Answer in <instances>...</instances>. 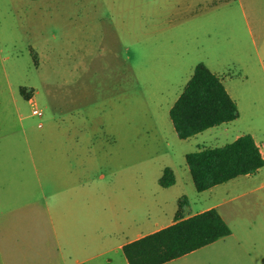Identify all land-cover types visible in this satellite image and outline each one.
Masks as SVG:
<instances>
[{"label": "rangeland", "instance_id": "374dc122", "mask_svg": "<svg viewBox=\"0 0 264 264\" xmlns=\"http://www.w3.org/2000/svg\"><path fill=\"white\" fill-rule=\"evenodd\" d=\"M38 16L91 20L82 33L57 21L36 31ZM256 18L264 25V0H0V264H121L117 247L171 226L183 198L185 217L222 205L232 235L169 264H264V173L199 193L186 156L236 133L182 141L169 114L200 63L260 82ZM111 57L123 101H74V81L105 73ZM78 140V161L57 154Z\"/></svg>", "mask_w": 264, "mask_h": 264}, {"label": "trees", "instance_id": "16d2710c", "mask_svg": "<svg viewBox=\"0 0 264 264\" xmlns=\"http://www.w3.org/2000/svg\"><path fill=\"white\" fill-rule=\"evenodd\" d=\"M239 117L238 106L221 79L203 63L195 68L170 112L177 136L183 141L233 123ZM186 163L196 190L204 193L238 178L256 175L264 168V157L253 137L245 135L224 147L191 153ZM175 183L174 171L166 169L160 186L168 189ZM189 205L187 198L181 199L173 225L127 245L124 254L129 264H168L232 235L228 223L216 209L185 217Z\"/></svg>", "mask_w": 264, "mask_h": 264}, {"label": "crops", "instance_id": "0c3cea01", "mask_svg": "<svg viewBox=\"0 0 264 264\" xmlns=\"http://www.w3.org/2000/svg\"><path fill=\"white\" fill-rule=\"evenodd\" d=\"M74 20H76V22H73ZM85 20H91V19H81V18L73 19V18H71V16H38L37 18L33 19V21H35V23L32 24V27L36 31H44L46 29V26H49L50 22L57 21V22H64V23H58V26H57L58 28H63L64 30L67 29L69 31H77L78 30L82 33V30L84 29V27H88V25H82V23H81V21H85ZM256 21H257L256 22V26H257L256 53H257V56L259 58V63H260L259 75H261V79H260L259 83L257 82V80H255L256 83H253L250 80L247 73H246L245 77L243 78L242 82H238L230 74L228 75L226 72L220 71L219 68L215 64L208 65L207 63L206 64L203 63L209 68V70L214 75H216L217 77H219L221 79V81H222L225 89L227 90L228 94L233 99V101L237 104L238 109H239V113H240V117L237 121L230 123V124L223 125V126L218 127V128L211 129L205 133H208V132L212 133L214 131H217V133L212 135V137H214V140H216V141H219L225 137H231L232 132H234V134L236 133V135H234L235 137H232V141L229 144L234 143L235 141H237L238 139H240L241 137H243L245 135H250L255 140L256 145L259 147L261 154L264 157V25H263V22L261 21V19L256 18ZM66 22H70V23L67 24ZM51 24H53V23H51ZM30 27H31V25H30ZM39 35H40V33H39ZM41 35H42V33H41ZM112 53H114V51L111 48L109 50V52H107V54L112 55ZM114 58L113 57L107 58L105 65H103V64L99 65V68L104 69L105 73L95 74V76H92V78L91 77L88 78L89 80H81L80 82L74 81V85H75L74 93H73L74 101L87 100V99H89V97H90V99H92L95 91L102 92V95L105 98L109 99L110 97H112V99H110V100H113L115 98L121 99V100L124 99V97H122V95H124V88L122 87V84H121L124 81V79H123L124 68H123V66H121L122 64H120L119 61L113 60ZM198 65H196V67ZM195 68L192 70L195 71ZM249 69H250V67L244 65L243 70H246L249 72ZM107 71H109V73L106 76ZM194 71L191 74V77H190L189 81L186 83V85H185V83H183V85H182L183 89H181V91L176 95V97L174 99V103H173L174 105L176 104V102L178 101V99L180 98L182 93L184 92V90H185L186 86L188 85V83L190 82V80L192 79V77L194 75ZM89 86L91 87L90 89H89ZM174 105L172 106V108L174 107ZM172 108H171V110H172ZM171 110H170V112H171ZM237 127H239L238 130H237ZM95 128H96L95 129L96 132H99L101 130L100 127L96 126ZM232 129H234V130H232ZM198 136H200V135H198ZM198 136H196V137H198ZM196 137H194V138H196ZM191 139H193V138H191ZM191 139H189V140H191ZM185 141H188V140H185ZM62 146H66V148H69V151H68V153H66V150H65L66 148L65 149L61 148V150L63 152L60 153V151H59L57 153L58 155L61 156V158H64L66 156V154L72 153V156H73L72 158L75 159V161H78V158H80V156L83 155V154H81L83 146H82V143L80 140H78L76 143L72 144V146H68L65 142L62 144ZM75 149H78V150L75 151ZM203 149H206V148H203ZM203 149H199V151L203 150ZM211 149H215V148H211ZM104 154L106 156H108L110 153L104 152ZM60 156H58V159H57V161L59 163L62 161ZM64 159L67 160V157ZM89 162L90 163H97L96 160H92V159ZM263 173H264V168L262 170H260L259 173H257L254 176L241 177V178H238L234 181L227 183V185L228 184L230 185L231 183H236L237 181H240V179H246V180L251 181L253 179L261 177V175ZM174 174H175V172H174ZM175 178H176V183H175V185H176L177 184L176 174H175ZM159 185H160V182H159ZM8 193L9 192H7V194ZM221 207H222V205L220 207H215L213 209H216L219 212V209ZM174 223H175V219L171 224L173 225ZM169 227H170V225H169ZM163 229H165V228L159 229L158 231H156L154 233H157ZM154 233H152V234H154ZM144 237H146V235L140 234L139 231L135 232V238L131 239V240L127 239V241L120 244L117 247L116 253L119 254V252H122V254L125 257L124 248L127 245H129L133 242L139 241L140 239H142ZM121 261H122L121 264H129L126 257H125V260H121ZM85 262H87V261L76 260V264H84ZM106 264H114V260L110 258L106 261Z\"/></svg>", "mask_w": 264, "mask_h": 264}, {"label": "built area", "instance_id": "2783aa9c", "mask_svg": "<svg viewBox=\"0 0 264 264\" xmlns=\"http://www.w3.org/2000/svg\"><path fill=\"white\" fill-rule=\"evenodd\" d=\"M30 104H31L32 109H33V116L37 117L39 119H42L44 117L43 112L40 110V108L34 102L33 98L30 100ZM39 128H43L42 124L39 125Z\"/></svg>", "mask_w": 264, "mask_h": 264}]
</instances>
